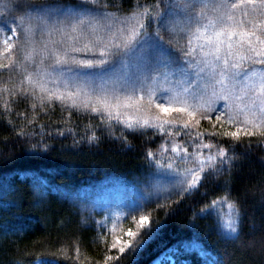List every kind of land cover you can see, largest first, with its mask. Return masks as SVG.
<instances>
[{"label": "snow or ice", "instance_id": "6c2138e0", "mask_svg": "<svg viewBox=\"0 0 264 264\" xmlns=\"http://www.w3.org/2000/svg\"><path fill=\"white\" fill-rule=\"evenodd\" d=\"M21 101L30 102L33 115H17L33 130L17 136L39 137L28 151L54 147L35 120L37 105L49 115L58 103L64 123L73 111L99 121L87 126L89 146L101 137L127 147L128 136L143 139L152 177L144 200L153 193L208 196L206 184L237 162L230 141L264 138V0H0V114L7 117ZM47 135L71 136L73 148L82 142L63 123ZM230 194L225 189L210 198L194 216L226 202L227 218L221 215L218 227L225 241H239L242 201H229ZM111 216L109 210L98 229L107 230ZM132 219L137 231L129 228L128 239L114 237L110 245L120 253L138 254L153 238L147 215ZM66 251L61 246L45 264L68 259ZM79 256L77 246L72 259Z\"/></svg>", "mask_w": 264, "mask_h": 264}, {"label": "trees", "instance_id": "16d2710c", "mask_svg": "<svg viewBox=\"0 0 264 264\" xmlns=\"http://www.w3.org/2000/svg\"><path fill=\"white\" fill-rule=\"evenodd\" d=\"M10 108L7 117L0 114V185L6 190L0 195V264H45L61 246L68 259L58 256V264H154L163 253L173 256L172 264H264V138L242 135L240 141H230L237 162L231 173L206 184L208 196L173 194L165 199V194L153 193L144 200L152 177L147 174L142 138L128 136L131 147L108 137L89 146L83 142L87 126L99 121L73 111L64 123L58 103L49 115L41 114L37 105L35 123L45 126L44 139L54 147L33 153L27 149L39 137L29 141L17 136L18 131L33 130L17 115L31 119L30 102L13 103ZM62 123L74 129L82 141L78 147H72L68 135L48 139L47 134ZM202 125L209 127L207 122ZM116 129L119 135V126ZM225 189H230L229 201L237 197L242 201L239 241L222 238L220 209L194 216V210L199 213L210 198L224 196ZM136 203H143V208L129 213L128 206ZM109 210L107 230L98 229L97 222L105 220ZM142 214L150 218L153 234L150 241L148 235H141L142 241H149L143 250L135 254L127 248L124 253L111 248L114 237L121 242L128 239L129 226L137 231L132 217ZM77 246L80 256L74 261ZM158 264L170 263L167 259Z\"/></svg>", "mask_w": 264, "mask_h": 264}, {"label": "rangeland", "instance_id": "374dc122", "mask_svg": "<svg viewBox=\"0 0 264 264\" xmlns=\"http://www.w3.org/2000/svg\"><path fill=\"white\" fill-rule=\"evenodd\" d=\"M103 198L104 199H106L107 200V195H104L103 196ZM220 210H219V212H220V214L224 217V218H227V213H228V211H229V209H228V204L226 205H223V203L220 205V208H219ZM220 215V216H221ZM129 228H131L130 226H129ZM169 260V263L170 264H172L173 263V256L172 255H170V254H166V253H163V254H161L153 263L154 264H158L160 261H163V260Z\"/></svg>", "mask_w": 264, "mask_h": 264}]
</instances>
